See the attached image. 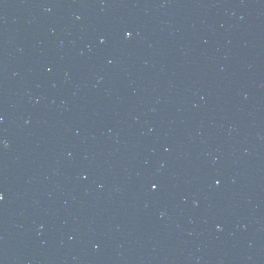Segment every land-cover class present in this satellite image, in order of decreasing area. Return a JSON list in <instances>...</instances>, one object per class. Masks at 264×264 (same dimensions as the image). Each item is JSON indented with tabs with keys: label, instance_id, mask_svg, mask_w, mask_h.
Returning <instances> with one entry per match:
<instances>
[{
	"label": "water",
	"instance_id": "water-1",
	"mask_svg": "<svg viewBox=\"0 0 264 264\" xmlns=\"http://www.w3.org/2000/svg\"><path fill=\"white\" fill-rule=\"evenodd\" d=\"M0 264H264V0H0Z\"/></svg>",
	"mask_w": 264,
	"mask_h": 264
},
{
	"label": "snow or ice",
	"instance_id": "snow-or-ice-1",
	"mask_svg": "<svg viewBox=\"0 0 264 264\" xmlns=\"http://www.w3.org/2000/svg\"><path fill=\"white\" fill-rule=\"evenodd\" d=\"M0 199H2V197H0Z\"/></svg>",
	"mask_w": 264,
	"mask_h": 264
}]
</instances>
